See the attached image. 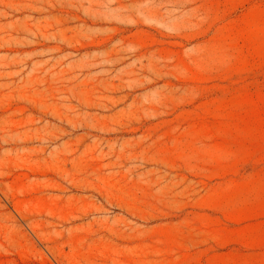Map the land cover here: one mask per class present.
<instances>
[{"label": "rangeland", "instance_id": "rangeland-1", "mask_svg": "<svg viewBox=\"0 0 264 264\" xmlns=\"http://www.w3.org/2000/svg\"><path fill=\"white\" fill-rule=\"evenodd\" d=\"M0 264H264V0H0Z\"/></svg>", "mask_w": 264, "mask_h": 264}]
</instances>
